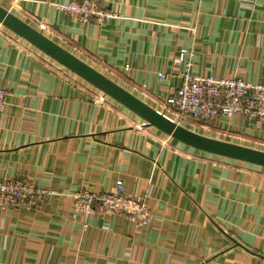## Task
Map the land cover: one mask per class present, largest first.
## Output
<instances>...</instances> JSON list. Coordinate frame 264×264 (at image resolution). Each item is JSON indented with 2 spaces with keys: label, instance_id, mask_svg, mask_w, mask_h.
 I'll use <instances>...</instances> for the list:
<instances>
[{
  "label": "crops",
  "instance_id": "obj_1",
  "mask_svg": "<svg viewBox=\"0 0 264 264\" xmlns=\"http://www.w3.org/2000/svg\"><path fill=\"white\" fill-rule=\"evenodd\" d=\"M67 1L0 5L38 30L43 21L44 35L176 122L165 98L182 83L180 49L194 75L264 81V0H100L121 16L103 24H82L58 7ZM0 86V176L57 192L0 209V264H264V166L138 128L144 120L4 26ZM200 128L264 151V130L241 115ZM118 183L145 200L147 226L73 216V193Z\"/></svg>",
  "mask_w": 264,
  "mask_h": 264
},
{
  "label": "built area",
  "instance_id": "obj_2",
  "mask_svg": "<svg viewBox=\"0 0 264 264\" xmlns=\"http://www.w3.org/2000/svg\"><path fill=\"white\" fill-rule=\"evenodd\" d=\"M58 7L72 14L82 24H89L92 20L96 24H103L121 18L114 9L101 5L100 0H69L58 4ZM45 26L43 21L39 23L40 30ZM191 32L195 33L196 29L192 28ZM191 56L192 51L183 48L172 58V72L181 78L182 83L166 96L165 103L175 111L177 118L184 122L208 125L220 117L241 115L252 129L264 130V81L251 82L212 74L194 75L191 73ZM159 76L163 78L165 74L160 73ZM7 94V90L0 86V112L6 105ZM97 101L104 102L105 95L100 94ZM144 125L145 122L137 124L138 128ZM55 194L56 191L45 189L28 179L0 176V209H30L43 198ZM71 196L73 216H121L130 220L138 229L147 226L153 218L145 200L126 194L120 183L103 192L80 189Z\"/></svg>",
  "mask_w": 264,
  "mask_h": 264
},
{
  "label": "water",
  "instance_id": "obj_3",
  "mask_svg": "<svg viewBox=\"0 0 264 264\" xmlns=\"http://www.w3.org/2000/svg\"><path fill=\"white\" fill-rule=\"evenodd\" d=\"M0 24L123 105L144 120L146 126H153L192 148L264 166L263 150L208 137L178 124L1 5Z\"/></svg>",
  "mask_w": 264,
  "mask_h": 264
},
{
  "label": "rangeland",
  "instance_id": "obj_4",
  "mask_svg": "<svg viewBox=\"0 0 264 264\" xmlns=\"http://www.w3.org/2000/svg\"><path fill=\"white\" fill-rule=\"evenodd\" d=\"M3 26V25H2ZM1 26V27H2ZM173 114H175V113H173ZM178 121H180L181 123L180 124H182L183 126H186V127H188V128H190V129H192V130H198V131H206L205 129H203V128H200V127H202V126H206V125H204V124H202V123H191L190 121H182V120H179L178 119Z\"/></svg>",
  "mask_w": 264,
  "mask_h": 264
}]
</instances>
